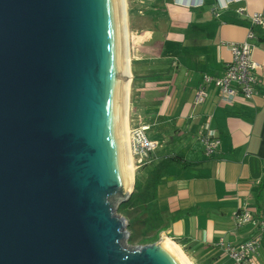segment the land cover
<instances>
[{
	"label": "water",
	"instance_id": "1",
	"mask_svg": "<svg viewBox=\"0 0 264 264\" xmlns=\"http://www.w3.org/2000/svg\"><path fill=\"white\" fill-rule=\"evenodd\" d=\"M129 59L125 0H0V264H185L126 249L113 213L135 190Z\"/></svg>",
	"mask_w": 264,
	"mask_h": 264
},
{
	"label": "crops",
	"instance_id": "2",
	"mask_svg": "<svg viewBox=\"0 0 264 264\" xmlns=\"http://www.w3.org/2000/svg\"><path fill=\"white\" fill-rule=\"evenodd\" d=\"M216 8V0H155L146 9L150 22L133 60V76L143 85L138 91H146L136 118L160 145L154 168L158 156L191 164L168 168L153 188L150 206L163 221L162 232L180 240L192 264H230L218 243L239 246L259 234L263 240L253 264H264V43H255L252 52L259 83L251 101L221 106L217 89L210 86L205 103L193 105L203 76L224 74L232 59L229 44L247 40L251 17L264 14V0ZM202 130L220 135L212 158L198 139ZM244 209L252 211L253 221L238 225L236 215Z\"/></svg>",
	"mask_w": 264,
	"mask_h": 264
},
{
	"label": "built area",
	"instance_id": "3",
	"mask_svg": "<svg viewBox=\"0 0 264 264\" xmlns=\"http://www.w3.org/2000/svg\"><path fill=\"white\" fill-rule=\"evenodd\" d=\"M139 5L138 11L143 15V8L149 1L155 0H132ZM242 0H216L217 10H223L230 3L241 2ZM252 24L261 26L264 29V14L257 13L251 17ZM256 35L253 31L248 33L247 40L243 43H231L229 48L232 54L231 61L226 65L225 72L222 76H203V83L195 89L193 96V105L200 106L208 98L207 88L214 86L218 91L219 104L227 107L236 102H249L256 94L258 88V68L259 65L253 60L252 52L255 48ZM133 132L135 142L133 143L132 155L136 156L137 168L140 169L153 162L155 151L159 148V143L149 139L147 132L149 127L143 123L137 124ZM200 143L204 147L207 157H214L221 145L220 135L210 132L200 131L198 135ZM238 225L249 224L253 221L252 211L244 209L236 215ZM260 231L264 232V224L260 225ZM263 240V234L246 241L239 246H233L221 240L218 246L223 253L230 259V264H253V257L256 255L259 246Z\"/></svg>",
	"mask_w": 264,
	"mask_h": 264
},
{
	"label": "rangeland",
	"instance_id": "4",
	"mask_svg": "<svg viewBox=\"0 0 264 264\" xmlns=\"http://www.w3.org/2000/svg\"><path fill=\"white\" fill-rule=\"evenodd\" d=\"M127 2V16H128V28H129V51L130 57L132 59L131 62V71H132V78H131V86H130V96H129V123H130V148L131 151L133 150V143L135 142L133 132L137 128V124L141 123L137 116V103L140 99H143L142 92L138 91V89L143 87L142 83H139L133 76V63L134 57L138 54L141 50L140 45L138 44L140 36L146 34L144 30L146 26L148 27V22L150 19L147 18L145 13L147 12L148 6L151 5L152 1L146 3V6L143 10V15L139 14L138 8L139 5H136L132 0H126ZM144 30V31H143ZM145 41V39H140ZM154 50V49H151ZM158 48L155 49L152 53L158 52ZM145 88V87H144ZM138 119V120H137ZM155 131V130H153ZM152 131V133H153ZM160 150H158V153ZM157 154V152H156ZM158 154V155H159ZM134 158V165H135V178L138 179L141 183L147 178L148 174L154 169V164L148 165L145 169H138L136 163V156L132 155ZM163 161L162 156H158V158L154 161V163H161ZM146 181V180H145ZM147 186H143L140 192H148L151 194V190H149ZM135 196L138 192L134 193ZM148 195V197L150 196ZM151 197V196H150ZM151 202V201H150ZM150 202L140 208L137 204L135 207H125L127 203H122L120 206L117 205L116 208L114 207L113 213L124 219L125 226L122 227V232L125 230L127 232V237L123 239L122 245L125 244L126 249H131L140 246H146L150 244H154L159 242L164 236H167L164 232L161 231L162 225L158 221H153L151 215L155 212L154 209L150 206ZM176 241V240H174ZM177 242V241H176ZM186 253V251H185Z\"/></svg>",
	"mask_w": 264,
	"mask_h": 264
},
{
	"label": "trees",
	"instance_id": "5",
	"mask_svg": "<svg viewBox=\"0 0 264 264\" xmlns=\"http://www.w3.org/2000/svg\"><path fill=\"white\" fill-rule=\"evenodd\" d=\"M251 31H253L256 35V41L255 43H264V29L261 26L258 25H254L252 24L251 26ZM183 161L179 158V157H173V158H167V159H163V161L161 163H159L157 166H155V168L151 171V173L147 176V178L145 179V187L147 186L148 188H150L149 190H151V194L148 192H140L141 188L143 187L142 185L140 186V182L138 181L137 178H135V190L131 196V198L129 199V201H127V205L125 207H135L137 204L139 205L140 208H143V206H146L153 198V188L157 186V184L159 183V181L161 180V178L165 177L167 174V170L168 168L172 167V166H180V164H182ZM184 164V163H183ZM191 164L187 163L184 164V166L182 168H186L188 166H190ZM148 166V165H147ZM146 166V167H147ZM135 192H138V194L135 196ZM150 194V196L148 197V195ZM123 205V204H122ZM121 205V206H122ZM152 220L153 221H158L161 225H163V221L161 219V217L159 216L158 212H154L152 215ZM178 218V215L174 216V219ZM164 228L161 229V231H163ZM178 244H180V240L177 239L176 240Z\"/></svg>",
	"mask_w": 264,
	"mask_h": 264
},
{
	"label": "bare ground",
	"instance_id": "6",
	"mask_svg": "<svg viewBox=\"0 0 264 264\" xmlns=\"http://www.w3.org/2000/svg\"><path fill=\"white\" fill-rule=\"evenodd\" d=\"M126 3V13H127V2L125 0ZM127 22H128V16H127ZM128 36H129V28H128ZM130 54V51H129ZM131 63V57L129 59V64ZM130 77L131 76V65H130ZM130 86H131V80H129V85H128V99H127V135H128V150H129V157H130V162H131V168H132V189L134 187V183H135V165H134V158L132 156V151L130 148V123H129V94H130ZM131 189V191H132ZM130 191V192H131ZM118 205V202L115 203L114 207L116 208V206ZM115 215V214H114ZM125 226V225H124ZM125 230H123L124 232ZM162 239L167 240L174 248L175 250L180 254V256L182 257L183 261L185 262V264H192V262L189 260V258L187 257V255L185 254V252L181 249V247L179 246V244L177 242H175L174 240L170 239L167 236H164Z\"/></svg>",
	"mask_w": 264,
	"mask_h": 264
}]
</instances>
